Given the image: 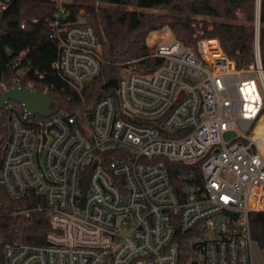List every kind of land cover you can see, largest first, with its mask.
Wrapping results in <instances>:
<instances>
[{"label": "built area", "instance_id": "2783aa9c", "mask_svg": "<svg viewBox=\"0 0 264 264\" xmlns=\"http://www.w3.org/2000/svg\"><path fill=\"white\" fill-rule=\"evenodd\" d=\"M69 2L54 0L48 21L58 49L51 67L80 103L51 106L45 117L11 99L2 107L0 184L22 202L13 214L48 224L43 243L0 237L5 263L264 264L250 227V214L264 212L258 15L248 66L216 38L195 46L165 38L151 53L162 58L158 67L122 71L113 93L87 104L101 43L92 26L69 19ZM23 54L0 75V96L14 85L49 94L48 84L25 79ZM171 163L184 166L175 177Z\"/></svg>", "mask_w": 264, "mask_h": 264}, {"label": "trees", "instance_id": "16d2710c", "mask_svg": "<svg viewBox=\"0 0 264 264\" xmlns=\"http://www.w3.org/2000/svg\"><path fill=\"white\" fill-rule=\"evenodd\" d=\"M66 6L69 19L92 26L101 43L100 71L90 92L83 93L87 104L113 93L123 70L148 74L161 64L162 58L151 55L146 37L148 32L165 24L189 45L195 46L201 38H216L222 50L241 67L254 60L258 15L259 53L264 67V0H70ZM160 8H166L168 13L149 17L143 11ZM54 12V0H5V7L0 10V75L7 78L12 73L9 60L23 50L21 65L25 79L48 84L55 109H71L80 103L81 97L51 67L58 52L48 36V21ZM79 17H84V21H79ZM240 18L242 21H238ZM110 49L113 52L108 54ZM35 71L43 76L37 77ZM6 123L2 109L0 153L7 135ZM179 167L184 166L168 164L172 177ZM21 204L0 184V237L43 243L47 220L32 214L29 217L13 214ZM250 227L256 245L264 248V212L250 214ZM0 264H6L1 252Z\"/></svg>", "mask_w": 264, "mask_h": 264}, {"label": "water", "instance_id": "95a60500", "mask_svg": "<svg viewBox=\"0 0 264 264\" xmlns=\"http://www.w3.org/2000/svg\"><path fill=\"white\" fill-rule=\"evenodd\" d=\"M125 71L123 70V73ZM15 100L22 104L25 112L29 114H39L40 116H48L53 112L52 104L54 99L51 95L42 93L38 90H32L26 87L14 85L6 88L0 96V109L7 100ZM232 132H226L225 136L229 137ZM83 197H81L82 200Z\"/></svg>", "mask_w": 264, "mask_h": 264}, {"label": "rangeland", "instance_id": "374dc122", "mask_svg": "<svg viewBox=\"0 0 264 264\" xmlns=\"http://www.w3.org/2000/svg\"><path fill=\"white\" fill-rule=\"evenodd\" d=\"M95 4L97 5L98 2H95ZM143 11L149 17H151V16L154 17L157 15L168 13L166 8L145 9ZM79 21H84V17H79ZM238 21H242V19L240 18ZM156 22H158V21H156ZM165 38H178L174 35V33L171 31L170 27L166 24L163 25L162 27L156 28V29L148 32L147 37H146V43L149 46L150 50L152 51L154 44L157 43L158 41L162 40V39H165ZM203 39H208V38L198 39L197 42L200 40H203ZM112 52L113 51L110 49L108 54H111ZM253 253H254V256H255V259L257 262L260 263V262L264 261V249L258 247L257 245H253Z\"/></svg>", "mask_w": 264, "mask_h": 264}]
</instances>
